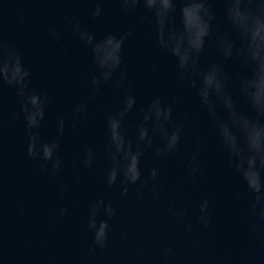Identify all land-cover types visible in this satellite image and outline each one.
Instances as JSON below:
<instances>
[{"label":"clouds","instance_id":"1","mask_svg":"<svg viewBox=\"0 0 264 264\" xmlns=\"http://www.w3.org/2000/svg\"><path fill=\"white\" fill-rule=\"evenodd\" d=\"M222 13L218 17L213 3ZM104 0H95L91 19L102 16ZM125 14L142 13L138 22H148L155 46L174 60L176 80L186 86L194 98L200 115L211 132L215 146L222 153L230 172L239 178L243 190L234 199H247L249 232L264 243V0H117ZM0 0V8H7ZM22 19V17H21ZM64 28L89 52L92 71L86 81L87 99L74 103L70 115L50 118L51 96L32 86L30 68L22 51L0 37V90L12 89L19 105L26 136V156L39 164L42 173L57 176L64 169L61 140L67 131L76 132L89 117V102L110 88L118 97L113 108H100L103 123V146L95 149L85 145L73 166L76 183L79 174L100 170L105 189L119 188V197L130 189L138 200L149 196L159 203L164 188L159 162L174 159L186 174V182L196 188L203 176L205 137L199 132L187 134L192 112L185 109L177 115L178 99L167 100L155 95L138 102L128 81L124 59L128 30L97 37L75 17H67ZM47 38L53 44L61 40V30L52 27ZM61 51H64L61 49ZM202 58H206L203 60ZM231 63L234 70L226 71ZM51 126L52 132L42 130ZM187 143V148L185 145ZM150 154L153 164L145 168L143 161ZM69 186L60 181L57 192L63 197ZM211 198L201 194L191 207L176 200L167 206L168 218L192 237L191 246L200 241L193 235L194 224L206 230L211 223ZM68 213L61 207L57 215ZM119 215L116 200L99 195L88 201L83 226L91 237L89 256L104 251L112 236V224ZM120 238L126 239L122 227ZM172 252L166 246L162 258Z\"/></svg>","mask_w":264,"mask_h":264},{"label":"water","instance_id":"2","mask_svg":"<svg viewBox=\"0 0 264 264\" xmlns=\"http://www.w3.org/2000/svg\"><path fill=\"white\" fill-rule=\"evenodd\" d=\"M4 2L8 7L0 8V37L22 51L31 70L32 86L52 97V120L60 114L70 115L74 103L87 99L85 81L94 71L88 50L63 26L67 17H75L97 37L132 31L124 45L126 86L131 87L138 102L155 95L165 100L175 95L177 115L185 109L192 112L188 137L201 132L205 148L203 176L196 188L187 184L185 172L174 159L162 160L159 167L164 193L159 203H153L147 195L138 200L133 189L121 198L118 187L104 188L102 160L96 171L80 172L79 184L73 172L83 146L102 149L99 109L113 108L118 99L110 88L89 102V117L78 130L67 131L62 138L64 169L53 177L42 173L39 164L26 156L22 118L17 115L13 119L19 113V105L13 90L5 87L0 90V264H264V243L249 232L247 199H234V193L243 190L242 183L227 168L190 90L176 80L173 58L155 46L148 22H138L143 10L138 9L137 15L125 14L117 0H104L102 16L93 20L90 13L95 0ZM213 8L219 17L221 5L214 2ZM52 27L61 30L58 44L47 38ZM225 68L228 72L234 70L231 63ZM51 132V126L42 130L43 135ZM152 164L150 154H146L143 166ZM60 181L69 186L63 197L57 192ZM204 193L211 198V223L206 230L194 224L193 235L200 245L193 248L192 237L168 218L167 206L176 200L191 207ZM99 195L116 200L119 215L111 222L112 236L105 250L89 256L91 237L84 230L83 216L88 201ZM61 207L68 209L63 218L57 215ZM122 227L126 230L123 240ZM166 246H171L172 252L164 260Z\"/></svg>","mask_w":264,"mask_h":264}]
</instances>
